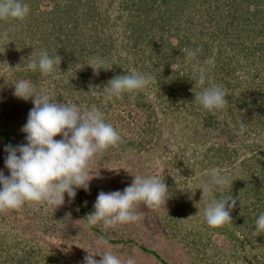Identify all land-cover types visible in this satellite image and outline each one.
<instances>
[{
	"label": "trees",
	"instance_id": "16d2710c",
	"mask_svg": "<svg viewBox=\"0 0 264 264\" xmlns=\"http://www.w3.org/2000/svg\"><path fill=\"white\" fill-rule=\"evenodd\" d=\"M24 2L30 13L23 20H0V33L8 34L0 53L12 64L0 73V169L9 175L4 147L25 142L22 128L34 107L13 95L21 79L39 93L49 86L45 94L57 102L95 107L121 141L91 161L89 190L78 189L73 202L66 195L56 210L26 203L0 212V221L13 225L10 234L0 231V264H82L88 251H110L125 264L130 255L136 264H239L247 254L250 264H264V233H254L264 213V0ZM44 50L60 56L55 71L26 70L32 53L37 59ZM93 57L109 69L95 75ZM201 71L203 86L195 82ZM133 72L150 75L149 84L134 95L109 97L108 82ZM211 86L227 92V104L214 112L195 100ZM166 129L180 148L164 150ZM155 157L160 167L188 172L177 174L179 182L161 173L165 202L153 209L137 205L140 218L114 229L88 226L98 194L123 190L133 175L153 176L147 164ZM212 169L228 178L213 195L240 197L232 220L215 228L204 217L211 197L201 201L198 189ZM26 227L31 237L16 241L13 231Z\"/></svg>",
	"mask_w": 264,
	"mask_h": 264
},
{
	"label": "clouds",
	"instance_id": "9594fccd",
	"mask_svg": "<svg viewBox=\"0 0 264 264\" xmlns=\"http://www.w3.org/2000/svg\"><path fill=\"white\" fill-rule=\"evenodd\" d=\"M30 13L24 0H0V20H23ZM7 32L0 33V39H7ZM33 52L31 57L35 56ZM189 52L188 57H194ZM29 58L25 69L39 70L43 75L55 71L61 63L59 55L53 57L44 50L37 59ZM89 66L95 75L109 68L102 60L93 57ZM173 67V66H172ZM150 75L123 74L112 78L105 86L109 97L119 98L128 93L134 95L150 82ZM196 85L206 83L203 71L198 74ZM13 95L19 99L31 100L27 122L22 128L25 142L4 147L5 168L0 169V212L19 209L26 203L45 204L56 210L66 202L74 201L77 190H89V165L98 155L121 141L117 129L104 119L103 113L95 107L81 110L76 104L57 102L46 94L37 92L30 80L21 79L14 84ZM227 92L222 86L204 87L195 100L209 112L222 109L227 104ZM57 137H61L57 139ZM131 184L123 190L101 191L93 205V211L86 219L88 226L102 225L104 230L138 220L137 205L153 209L166 200L168 185L156 176L133 175ZM228 178L220 169L211 170L209 181L202 183V199L211 197L204 208V217L209 227H220L232 220L231 211L237 207L240 197L217 199L213 193L223 191ZM254 233H264V213L255 222ZM88 251V250H87ZM83 258L82 264H125L110 251H99ZM99 255L100 259L95 256ZM126 264H136L134 256H129Z\"/></svg>",
	"mask_w": 264,
	"mask_h": 264
},
{
	"label": "rangeland",
	"instance_id": "374dc122",
	"mask_svg": "<svg viewBox=\"0 0 264 264\" xmlns=\"http://www.w3.org/2000/svg\"><path fill=\"white\" fill-rule=\"evenodd\" d=\"M6 48L4 47V49H2V50H5ZM3 54L2 53H0V73H6V72H8L9 70H11L12 69V64L8 61V60H6V59H3ZM21 59H19L18 61H20ZM18 65H20V64H18ZM49 86H47V85H45L44 86V89H43V93L45 94V93H50L51 92V89L50 88H48ZM190 119H192V117H190ZM216 134V132H214L213 133V136ZM216 137V136H215ZM162 140L165 142V145H164V147H165V151L166 152H169L168 150H171L172 148L174 149V150H176L177 148H180V146H178L177 147V140L175 141L174 140V138L172 139V138H170V132H169V130L168 129H166V132L163 134V136H162ZM175 141V142H174ZM167 143H170V145L167 147L166 145H167ZM175 143V144H174ZM164 151V152H165ZM158 155H161V152H159V154H157L156 156H158ZM187 156H189V152H187ZM161 158V157H160ZM162 159V158H161ZM160 162L158 161V157H155V159H154V161L153 162H149L148 164H147V166L149 167V169H148V171H150L149 173H150V175H153V176H156V177H158L159 179L162 177L161 176V173H163L164 175H171V178L173 179V182H179L180 180H179V177L177 176V174L178 175H180L181 173H183L182 171H181V169H182V167L180 166L179 168L177 167V168H168L167 166H163V167H160L161 165L159 164ZM164 165V164H163ZM156 169V170H155ZM184 175H188V172H185V173H183ZM183 179H186V178H183ZM193 178H191V177H189V179H188V181L190 182V184L189 185H192L193 184V180H192ZM172 181V180H171ZM192 183V184H191ZM172 191H175V190H177V187L176 186H174L172 189H171ZM175 195H177V194H175ZM12 224L11 223H9L8 221H4V222H1L0 221V231L1 232H7V233H11V228H12ZM25 230H27V232H25L24 230H22V229H15L13 232L15 233H17L16 235L17 236H15L16 238V241H20V240H26L27 238H29V237H31V235L30 234H28V229H27V227L26 228H24ZM9 233V234H10ZM170 235H171V238H173V234H171L170 233ZM174 240H175V238H173ZM175 241H177V245H179V243L181 242V240H179V239H176ZM24 244V243H23ZM62 255L63 254H60L59 252H58V250H57V256L58 257H62ZM248 255V254H247ZM247 255H243V257H242V259H241V262L239 263V264H250V262H251V259H249L248 258V256ZM69 259V257H66V259ZM247 258H248V260H247ZM67 259V260H68Z\"/></svg>",
	"mask_w": 264,
	"mask_h": 264
}]
</instances>
